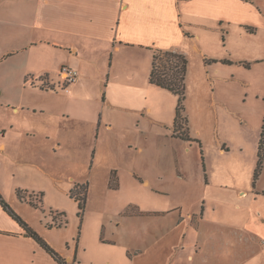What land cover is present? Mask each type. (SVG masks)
Returning <instances> with one entry per match:
<instances>
[{"label":"crops","instance_id":"0c3cea01","mask_svg":"<svg viewBox=\"0 0 264 264\" xmlns=\"http://www.w3.org/2000/svg\"><path fill=\"white\" fill-rule=\"evenodd\" d=\"M263 25L264 0H0L1 197L66 264H83L88 253L83 234H65L72 216L65 200L80 225L72 191L81 186L86 207L98 186L134 197L117 214L104 213L100 239L123 246L137 264H208L206 256L196 261L192 246L208 250L195 230L201 233L209 210L211 225L262 235L264 189L242 188L236 178L214 183L212 155L226 157L229 143L217 129L215 155L192 122L204 108L220 106L239 119L226 92L217 100L209 75L229 72L216 78L228 85L244 67L212 45L217 36L225 43L236 27L254 36ZM156 52L185 57L186 87L190 70L205 72L196 111L186 109V97L182 132L175 126L178 97L151 83ZM63 65L79 73L68 93L58 76ZM255 162L253 154L252 174ZM144 197L153 200L144 206ZM171 198L189 205L187 219L184 207L157 203ZM219 209L237 219L225 220ZM127 226L134 227L130 235ZM44 258L60 264L0 203V264Z\"/></svg>","mask_w":264,"mask_h":264},{"label":"rangeland","instance_id":"374dc122","mask_svg":"<svg viewBox=\"0 0 264 264\" xmlns=\"http://www.w3.org/2000/svg\"><path fill=\"white\" fill-rule=\"evenodd\" d=\"M217 36V43L213 46V51L218 54H229L235 61H239L242 68L241 73L237 76V81H232L226 85L224 82L217 81V77H223L224 79L230 78L229 72L227 74L215 73L212 71L209 75L211 81L217 85V100H222L219 93H227L228 104L230 105V111H237L239 113V119L234 113V116L226 115L220 107L218 108L220 115V123L218 120V111L216 107L204 108L203 118L194 117L193 119V132L201 130L204 134H207V142L209 149L215 155H218V144L216 143L215 131L218 129L221 137L227 139L229 143L230 151L226 157L219 156L214 157L212 155L213 162L211 180L223 184H233V180L236 178L239 184L243 185L242 188L250 189L253 192L262 191L264 189V171L261 173L260 179L256 188L253 186L252 170L248 167L250 162V156L254 154V162L257 159L258 152V140L260 139L261 126L264 121V25L259 29V35H251L246 30H242L240 27L233 29V33L229 39L223 42L222 38ZM155 63L158 67L157 71H162L161 68L167 66L168 68L173 65L180 64L179 57H183L178 53H162L156 52L154 54ZM205 75V72H201L199 69L190 70L188 74V82L186 89L187 106L186 109L192 107L196 111L198 107V100L200 87L202 85L201 78ZM206 84V83H205ZM229 88V91L226 88ZM208 95H209V88ZM198 103V104H197ZM208 104H210L208 102ZM200 113V111L198 112ZM226 116V117H225ZM183 119V118H182ZM244 122V123H243ZM219 123V124H218ZM184 122H180V126L184 129ZM202 126V127H201ZM206 129V130H205ZM182 132V131H181ZM242 149L244 152H242ZM209 165V164H208ZM256 166V162H255ZM201 170L203 181L206 182L207 176ZM68 179V173L64 176ZM223 181V182H222ZM262 189V190H261ZM106 190V189H105ZM102 190L100 186L96 188L91 194V198H88L86 211L82 219H80V225L77 223V212H71L74 208L71 203L69 204L65 200V207L69 211L67 214L72 213L65 234L68 237H75V235L83 234L84 245L87 247L88 253L81 255V259L85 261L83 264H137L133 258L128 254L126 249L121 245H108L102 242L100 231L104 213L106 211L117 214L122 207L126 205L127 201L134 200L129 194L122 193H110ZM264 196L263 193H261ZM151 200L144 197L141 202L144 206H147ZM157 200V199H155ZM165 201L169 202V205L175 207H184V218L187 219L189 211L191 210L189 205L185 201L177 198L158 199L157 203L163 205ZM90 202V204H89ZM206 205L209 208V204ZM190 209V210H189ZM209 210V209H208ZM221 210L219 209V212ZM220 217H224L225 220L237 219V215L229 216L224 211V215L220 212ZM74 214V215H73ZM80 214V212H79ZM78 214V215H79ZM191 214V213H190ZM80 216V215H79ZM78 216V217H79ZM200 213L198 214V220L200 221ZM213 214L211 211H206V218L204 221V227L201 233L195 230V234L200 236V242L208 243V250L198 246L196 244L192 246L193 253L199 252L196 256V261H201V257H208V264H264V233L262 235L252 233L250 231H238L237 234L234 230H224L216 227L212 224ZM261 222L264 223V217L261 216ZM235 220V219H234ZM188 221V220H187ZM148 223V221H146ZM145 221L143 223H146ZM188 224L191 225L190 221ZM127 234L134 232L132 226H127ZM150 228V225H144V229ZM196 229V228H195ZM128 235L122 234V237L126 238ZM196 241H194L195 243ZM199 263V262H198ZM42 264H52L51 262L45 263V258ZM77 264H80L78 261Z\"/></svg>","mask_w":264,"mask_h":264},{"label":"trees","instance_id":"16d2710c","mask_svg":"<svg viewBox=\"0 0 264 264\" xmlns=\"http://www.w3.org/2000/svg\"><path fill=\"white\" fill-rule=\"evenodd\" d=\"M172 52L168 54L171 55ZM155 58L153 57V70L151 73V83L157 86H160L163 89H167L168 91L173 92L179 99V106L177 107V120L175 122V126L177 130H182L180 126V122H184L186 124L187 119L183 117L182 113L185 106L186 94V74L188 72V62L183 56L180 59V64H175L172 67L168 68L167 66L162 67V71H157L158 67L155 63ZM183 118V119H182ZM183 139L189 140L190 136L186 133H182ZM264 171V121L261 126L260 140L258 141V156H257V165L253 175V186L256 188L257 183L260 179L261 173ZM0 194V203L8 211V213L13 217L14 220L19 222L22 226L25 227V230L29 234L30 237L35 239L41 246L44 248L46 252L52 255L60 264H66L62 258L51 249L47 242L40 237L38 234L34 233L29 229V226L17 216L14 211L10 208V206L3 200ZM72 196L76 197L79 202L80 216L84 213L86 208V198H87V187L81 186L78 190L72 191Z\"/></svg>","mask_w":264,"mask_h":264},{"label":"built area","instance_id":"2783aa9c","mask_svg":"<svg viewBox=\"0 0 264 264\" xmlns=\"http://www.w3.org/2000/svg\"><path fill=\"white\" fill-rule=\"evenodd\" d=\"M58 76L60 80L63 82V88L65 92L68 93L69 92L68 88L77 82L79 73L78 70L63 65L61 69L58 71Z\"/></svg>","mask_w":264,"mask_h":264}]
</instances>
